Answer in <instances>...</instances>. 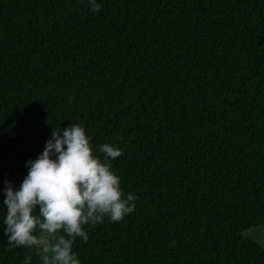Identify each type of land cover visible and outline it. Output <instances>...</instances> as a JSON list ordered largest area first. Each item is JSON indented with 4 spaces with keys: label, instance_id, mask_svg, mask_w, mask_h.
<instances>
[{
    "label": "trees",
    "instance_id": "16d2710c",
    "mask_svg": "<svg viewBox=\"0 0 264 264\" xmlns=\"http://www.w3.org/2000/svg\"><path fill=\"white\" fill-rule=\"evenodd\" d=\"M0 0V264L6 187L79 124L135 210L85 225L80 264H264V0Z\"/></svg>",
    "mask_w": 264,
    "mask_h": 264
},
{
    "label": "clouds",
    "instance_id": "9594fccd",
    "mask_svg": "<svg viewBox=\"0 0 264 264\" xmlns=\"http://www.w3.org/2000/svg\"><path fill=\"white\" fill-rule=\"evenodd\" d=\"M90 10L101 5L88 0ZM104 159L94 155L86 131L69 124L53 129L44 150L26 162L28 173L20 186L5 181L6 215L4 232L7 246L40 250L42 264H80L73 245L77 238L88 241L85 225L122 220L135 210L132 193L124 194L121 180L110 160L123 149L112 143L98 147ZM26 256L24 264H30Z\"/></svg>",
    "mask_w": 264,
    "mask_h": 264
},
{
    "label": "rangeland",
    "instance_id": "374dc122",
    "mask_svg": "<svg viewBox=\"0 0 264 264\" xmlns=\"http://www.w3.org/2000/svg\"><path fill=\"white\" fill-rule=\"evenodd\" d=\"M242 235L243 237L249 238L264 247V227L247 229L242 233Z\"/></svg>",
    "mask_w": 264,
    "mask_h": 264
}]
</instances>
